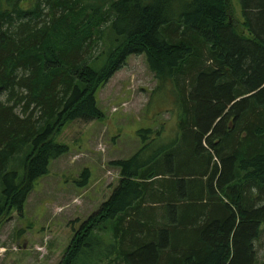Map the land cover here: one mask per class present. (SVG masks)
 <instances>
[{
    "label": "trees",
    "instance_id": "obj_1",
    "mask_svg": "<svg viewBox=\"0 0 264 264\" xmlns=\"http://www.w3.org/2000/svg\"><path fill=\"white\" fill-rule=\"evenodd\" d=\"M240 1L243 22L232 0H0V218L23 214L69 152L63 130L102 120L97 94L145 55L172 88L178 136L143 131V149L111 163L119 185L61 264H259L264 0Z\"/></svg>",
    "mask_w": 264,
    "mask_h": 264
},
{
    "label": "rangeland",
    "instance_id": "obj_2",
    "mask_svg": "<svg viewBox=\"0 0 264 264\" xmlns=\"http://www.w3.org/2000/svg\"><path fill=\"white\" fill-rule=\"evenodd\" d=\"M34 1L20 7L30 9ZM232 4L237 20L243 22L241 1ZM99 49L98 54L106 47L100 44ZM171 91V86L159 89L145 55L127 59L97 94L104 118L69 124L57 138L69 152L52 161L48 175L35 182L23 214L15 211L0 218V264H61L75 233L119 185L120 172L111 163L137 155L143 149V131L152 130V139H159L161 133L167 143L178 136V111ZM102 236L107 243L112 241L110 235ZM255 248L258 263H264V225ZM99 256L78 264H123L115 256L107 260Z\"/></svg>",
    "mask_w": 264,
    "mask_h": 264
}]
</instances>
